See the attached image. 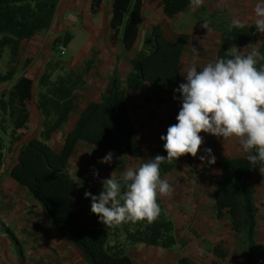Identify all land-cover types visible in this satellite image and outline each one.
I'll return each instance as SVG.
<instances>
[{
    "label": "trees",
    "instance_id": "1",
    "mask_svg": "<svg viewBox=\"0 0 264 264\" xmlns=\"http://www.w3.org/2000/svg\"><path fill=\"white\" fill-rule=\"evenodd\" d=\"M60 2L0 0V50L10 46L14 51L22 41H31L37 35L48 32L55 21ZM102 2L93 0V14L98 12ZM192 7L190 0H162V11L168 20L176 19ZM143 11L144 0H114L112 4L109 31L112 39L118 41L124 51L133 52L137 46ZM217 13L223 16L224 12L220 10ZM217 13L206 19L210 21L211 31L220 35L217 58H230V52L235 48L238 51H250L257 46L259 34L255 26L245 25L243 29L233 27L229 31L231 21L228 14L224 21L219 14L221 24L216 26ZM72 38V34H67L57 39L52 45L53 51L62 55L59 48H66ZM190 42L189 34H180L177 40L171 41L165 36L162 25L152 26L142 48L130 61L131 69L127 79L123 81L117 70L113 73L109 91L83 109L71 130L63 134L62 145L56 148L50 143L51 134L58 131L60 125H46L48 135L18 146L16 161L8 171L4 170L7 152L11 150V145L21 142V131L27 128L30 120L28 103L32 100L35 84L16 71L17 62L6 73H0V88L11 84L0 93V181L6 175L25 188L40 205L54 230L81 251L85 264H136L129 254L135 246L171 251L185 244L180 239L174 221L166 216L159 198L161 213L155 222H126L105 226L97 215L91 213V198L84 196L86 191L99 195L102 186L77 185L69 167L80 144L111 151L133 160L144 157V145L131 117V92L144 94L145 102L155 99L158 105L180 108V95L174 89L183 83L181 60ZM257 50L264 56V37ZM30 63L27 60L23 68ZM262 64L264 60H259L257 67ZM44 82L43 79L41 83ZM55 84L59 85V81ZM60 86H57V91L49 90L48 93L57 99H65L69 95ZM42 106L51 109L58 105L54 106L45 100ZM59 108L63 110L65 120L71 114L72 105L64 103ZM153 135L156 136V143L151 146V153L154 157H166L164 141L160 139L166 134L155 131ZM247 155L245 153L215 162L206 171L212 167L219 170V181L213 193L214 217L218 221L226 218L230 220L231 231L240 247V264H264V244L258 242L259 208L256 189L261 165L250 164ZM179 163L180 158L173 163H162L161 178L175 171ZM10 229L11 226L0 212V231L17 248L20 234L15 231L12 233ZM212 252L221 259L229 257V252L222 251L221 246ZM16 253L21 257L23 247L20 246ZM1 261L0 254V264ZM176 264H191V261L181 257Z\"/></svg>",
    "mask_w": 264,
    "mask_h": 264
},
{
    "label": "crops",
    "instance_id": "2",
    "mask_svg": "<svg viewBox=\"0 0 264 264\" xmlns=\"http://www.w3.org/2000/svg\"><path fill=\"white\" fill-rule=\"evenodd\" d=\"M79 1L81 0H61L55 21L48 32L37 35L31 41H22L14 51L10 46L0 50V73H6L13 67L14 62H17L18 68L16 71L21 72V75L33 80L35 84L32 91V100L28 103L30 120L27 128L21 131L23 134L21 142L13 146L11 145V150L7 152L5 171H8L15 163L18 146L26 144L34 138H41L43 135H48L45 131L46 125H60L59 130L51 134L50 143L56 141L62 142L63 134L71 130L83 109L89 103L98 101L104 93L109 91L110 81L116 70L123 81L127 79V75L131 69L130 61L136 52L142 48L144 39L151 27L163 25L154 22V18L149 17L148 14H153L151 12L152 6L149 0H144L140 38L135 50L133 52H127L124 51L118 41L112 39L111 32L109 31L111 9L114 0H103L96 14L91 12L93 0H87L83 11L85 10L88 14L87 19L84 17V21H80L82 20V15L81 10H78ZM159 8L162 12L161 15L166 18L162 11V0H159ZM76 10H78V12ZM75 13H77V20H79L81 26H84L92 37L88 50H86V53L81 58V62L72 67L71 64L60 62L54 56L52 45L60 37L71 34L70 22H72L71 20L73 18H71L70 15ZM106 13L109 15L108 20L105 19L100 21L99 16ZM142 31L146 33L145 36L142 35ZM166 34L167 32H165V36L171 41L177 40L180 35L174 31L170 33V37ZM183 34L191 35V42L181 60V77L185 62L187 61L191 64L192 58L193 60L197 59V56L193 55L195 54L193 49H191V46L195 44L193 41V31L189 30ZM217 35L216 42L214 45L210 46L211 48L208 47L203 52L201 50V54L213 56L215 60L217 59V53L220 48V35ZM0 40H2V38H0ZM261 42L259 35L257 44H261ZM198 52L197 50V53ZM40 55L45 59L44 69L39 73H35L34 67ZM189 56H191V58H189ZM27 60H30L31 63L26 68H23ZM54 66L59 68L54 70ZM47 78L48 81H46ZM43 79L45 82L42 84L41 81ZM57 81H59V85H61L60 88L64 89L69 95L65 99H57L54 95L48 93L49 90L57 91V86H59L55 84ZM10 85L11 84H7L1 87L0 93L9 88ZM131 93L132 96H142L139 109H135L136 106H134L132 102V97L130 100L131 117L139 132L140 128L138 124L149 121V110L152 109V105H163H158L155 99H152L151 102H145L144 94ZM45 100L50 101L54 106H58L45 109L42 106ZM64 103L70 104V106L72 105L71 114L65 120V115H63L64 112L59 108L60 105ZM135 110H140L143 115L142 120L136 119L138 116H136L137 113ZM48 113L50 114L47 115ZM155 131L158 130L152 129L150 134L153 135ZM82 147L93 149L91 146L80 144L74 158L78 155L79 148ZM74 158L71 161L69 171L73 175L76 184L90 187L102 186L97 178L93 181V178L90 176L92 174L89 173L90 171L88 169L83 170L84 166L79 169L80 171L76 170L73 166ZM80 167H82V165ZM0 212L3 218L7 220L8 225L15 227V231L20 234L19 238L22 239L24 244L22 246L23 256H28L27 260L24 259L22 261L23 264H76L74 260L77 257L85 264L81 251L64 240L63 237L54 230L40 205L30 196L27 190L17 185L6 175L0 181ZM4 245L5 247L10 246L15 252L14 244L0 234L1 256H3L2 252ZM47 259L50 260L49 263H45ZM16 264H18V262Z\"/></svg>",
    "mask_w": 264,
    "mask_h": 264
},
{
    "label": "rangeland",
    "instance_id": "3",
    "mask_svg": "<svg viewBox=\"0 0 264 264\" xmlns=\"http://www.w3.org/2000/svg\"><path fill=\"white\" fill-rule=\"evenodd\" d=\"M149 1L152 6L151 12L153 13L148 14L149 17L154 18V22L163 24L162 27L165 32H167L166 35L168 37L171 36L170 33L172 31L179 34H183L189 30L193 31V41L195 44L191 46V49L195 48L199 52L193 54L197 56V59L193 60L192 58L191 64L187 61L185 62L184 69L182 70V82H185L183 77L185 69L193 63L196 64L199 70L208 62L215 61L213 56L201 54V50L203 52L206 48L214 45L218 36L217 33L212 31L207 32V30L202 27L203 22L209 18L208 16L211 17L214 13L223 10V16L217 13L218 24L216 23V26H220L221 24L220 15L223 17L222 20L224 21L227 18V14L231 23L234 19H239L246 25H254V20L256 18L254 15V7L257 3H264V0H204L202 6L189 8L172 21L167 20L161 15L162 12L159 8V0ZM86 2L87 0H81L78 3V10H81L82 15V20L80 21H84V17L87 19L88 13L85 12V10L83 11ZM78 10L76 11L78 12ZM70 17L73 18L71 20L72 22H70V32L73 38L66 46V55L62 56L54 52V56L60 62L71 64V66L74 67L81 62V58L86 53V50H88L92 36L84 26H81L79 20H77V13L70 15ZM99 18L100 21L105 19L108 20L109 15L107 13L102 14ZM145 34L146 33L142 31V35L145 36ZM258 34L260 35L261 42L264 34L259 32ZM258 47L259 44L255 46L256 49H258ZM250 51L240 49L242 54ZM41 55L35 64V73H39L44 69L45 59L41 57ZM189 58H191V56H189ZM141 101V95L132 96V102L134 106H136L135 109H139ZM151 108L152 109L149 110V121L138 124L140 128L139 134L145 151L142 159L133 160L114 154L111 164H102L99 161L108 152L103 149H88L82 147L79 148L78 155L74 158V168L79 170L84 166L83 170L88 169L90 171L89 173L92 174L90 176L93 178V181L97 178L100 184H102L101 181L110 178L111 174L118 180L121 177V173L128 167L137 168L142 163L148 162L151 158H154L153 153H151V146L156 143V136L150 134V131L155 129L160 133L167 134V128L177 122L176 116L180 108L168 105H152ZM135 112L137 113L136 116H138L136 119L142 120L143 115L140 110H135ZM201 136L204 138V144L201 146L197 157L193 158L191 155L181 157L179 166L176 170L164 178L171 184L173 188L172 194L167 197H159V200L164 205L166 216L174 221L179 231L180 239L185 244L171 251L143 245L135 246L130 250L129 254L136 264H176L181 257L190 259L191 264H240V247L236 244L235 236L231 231L230 220L226 218L218 221L214 217L213 193L219 181V170L217 167H212L209 171H206L209 163L207 159L201 161L199 157L206 155L204 149L207 148L212 150L216 162L244 155L245 152L236 138L223 141V138H217L207 133H201ZM51 144L59 148L62 142L56 141ZM81 165L82 167H80ZM97 170L99 175L94 176V172ZM256 180L257 204L259 208L258 242L264 244V175L259 173ZM14 228L15 227L11 226L10 230L12 233L15 231ZM0 234L3 237L5 236L2 231H0ZM18 242L19 245L15 248V252L10 246L5 247L4 245L5 249L3 248L1 264H16L17 262L18 264H23L22 261L28 259L27 255L18 257L16 252L20 246L24 245L22 239L18 238ZM218 246H221L222 251L229 252V257L227 259H221L212 252ZM22 256L24 258H22ZM49 259H47L45 263H49ZM74 262L76 264H84L82 260L80 261L79 257H77Z\"/></svg>",
    "mask_w": 264,
    "mask_h": 264
},
{
    "label": "clouds",
    "instance_id": "4",
    "mask_svg": "<svg viewBox=\"0 0 264 264\" xmlns=\"http://www.w3.org/2000/svg\"><path fill=\"white\" fill-rule=\"evenodd\" d=\"M203 3L204 0H190L193 7ZM254 15L257 32L264 34V3L255 5ZM209 25L210 21L205 20L202 27L208 32L211 31ZM233 27L243 29L245 23L234 19L229 31ZM193 52L197 50L193 48ZM258 58L264 60L255 47L247 55L235 48L230 58H217L199 70L195 63L186 68L185 82L174 89L181 99L177 122L160 137L167 156L156 155L137 168L128 167L119 180L111 174L101 181L99 195L86 191L85 198H91V213L105 226L155 222L161 213L158 198L173 192L171 184L161 178V164L173 163L185 155L197 157L204 144L201 133L223 138V141L236 138L248 153L249 163L260 164L259 171L264 175V64L257 67ZM204 151L206 155L199 159L214 164L212 150ZM113 155L109 151L99 162L111 164ZM98 175L97 170L94 176Z\"/></svg>",
    "mask_w": 264,
    "mask_h": 264
},
{
    "label": "built area",
    "instance_id": "5",
    "mask_svg": "<svg viewBox=\"0 0 264 264\" xmlns=\"http://www.w3.org/2000/svg\"><path fill=\"white\" fill-rule=\"evenodd\" d=\"M59 51H60V53H61L62 55H64L65 52H66V48L63 47V46H61V47L59 48Z\"/></svg>",
    "mask_w": 264,
    "mask_h": 264
}]
</instances>
